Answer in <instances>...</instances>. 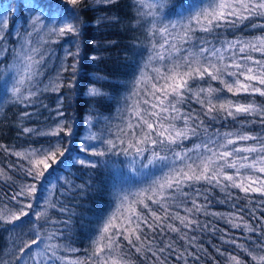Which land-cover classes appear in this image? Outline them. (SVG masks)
<instances>
[{"label":"snow or ice","instance_id":"6c2138e0","mask_svg":"<svg viewBox=\"0 0 264 264\" xmlns=\"http://www.w3.org/2000/svg\"><path fill=\"white\" fill-rule=\"evenodd\" d=\"M82 2L60 0L63 15L52 18L51 25L44 23L42 11L35 12L30 17L31 31L18 40V46L9 48L0 43V56L11 54V63L0 60V80L11 84L6 102L26 109L38 103L42 92L58 93L65 87L59 73L40 87L49 53L33 45L28 37L41 29H46L49 36L79 37L81 18L75 7L69 10L64 5L77 6ZM96 2L112 5L116 0ZM139 4L137 23L146 27L150 48L146 49L147 60L135 78L132 96L136 99L115 131H93V117L89 116L88 132L76 152L99 158L123 156L131 173L147 177L157 170L159 177L135 192L114 184V210L101 218L84 257L70 259L66 253L80 249L60 242L68 239L65 230L69 221L51 215L52 210H70L58 206L59 202L52 199V190L56 181L71 185L59 175L70 162L95 169L98 165L109 166V160L74 156V133L69 120H57L54 127L46 130L24 127V134L46 137L47 141L23 151H12L0 144V149L25 162L18 167L26 181L10 196L15 208L0 206V227L10 225L7 230L16 232L28 226L24 235L30 239L14 238L12 249L0 254V264H133L129 252L142 257L145 264H189V258L199 264L201 253L206 255L207 249L197 246V236L189 233L218 231L210 221L203 223L201 214L251 234L245 238L250 244L240 243L235 237L227 238L228 230H224L220 239L232 245L233 251H221L219 247L215 251L225 256L226 264H248L241 258L244 254L251 258V264H264V102L255 100L257 96L264 98V22H260L264 21V0H151L147 4L139 0ZM11 7L9 4L0 9V42L12 34L7 31V12ZM16 7L17 14L23 15L25 9L33 11L36 5L21 0ZM143 7L148 11H143ZM247 28L259 29L261 34L217 40L219 47L206 38L221 29ZM197 32L206 35L197 36ZM16 34L20 36L18 31ZM74 47L75 51L65 52L73 63H61V71L70 73L68 88L74 87L80 54L78 41ZM212 82H218L220 87H214ZM225 91L246 99L242 102L222 96ZM88 95L103 93L91 87ZM193 101L199 109L191 107ZM62 107L61 98L56 116L64 115ZM21 116L31 114L23 111ZM241 117V123L259 125L261 132H209L205 123L206 119L238 121ZM103 119L107 122L106 117ZM186 141H192V146L186 147ZM0 179L16 183L4 169H0ZM202 183L209 187H197ZM77 187L83 189L84 185ZM214 188L225 194L218 203L238 200L233 189L244 193L245 198L258 193L262 197L260 216L255 215V209H247L249 218L245 219L246 208L236 203L232 204L236 211H209ZM257 234L259 239H253ZM236 249L239 252L234 254ZM213 264H218L215 258Z\"/></svg>","mask_w":264,"mask_h":264},{"label":"trees","instance_id":"16d2710c","mask_svg":"<svg viewBox=\"0 0 264 264\" xmlns=\"http://www.w3.org/2000/svg\"><path fill=\"white\" fill-rule=\"evenodd\" d=\"M21 0H0V9L11 4V9L8 10L9 28L11 36L6 37L4 46L11 48L18 46V40L25 36V31L30 25V17L35 12L42 11L44 23H52V18H59L63 13L59 9L60 0H23L24 4L36 5L33 11L25 9L23 15L17 14V4ZM151 0H145V4ZM64 7L71 10L75 7L82 21V30L79 37H56L54 40L55 46L58 48L57 53L49 54L44 68V75L41 77L43 83L40 87L43 88L50 79H55L60 74L65 87L57 92H42L38 97V103L24 108L23 105L6 102L9 100L10 93L8 88L11 84L5 83V80H0V144L8 146L12 151H23L30 145L39 147L46 143L47 138L32 134H24L23 128L30 127L38 130H46L48 127L55 126L57 120H69L73 127V143L71 145L73 154L79 155L81 158L86 156V153H77L76 148L80 144L82 138L88 132V118L93 117L92 130L100 133L106 129L115 131L117 125L121 124L122 116L126 114L131 107L136 97L132 96L135 87V78L143 64L147 60L150 46L146 38V27L137 23L139 19L137 9L141 7L139 0H116L112 5L97 3L96 0H83L80 5L72 6L65 4ZM143 11H148L146 7ZM100 21L97 24V21ZM13 21L15 23L13 24ZM264 22V21H260ZM21 24L20 36L15 35L17 26ZM31 26L28 27V30ZM44 34L45 29H41L37 34ZM259 29L247 28L244 31L235 29L218 30L217 35L207 36L219 47L217 40H232L234 38H251L254 35H260ZM197 36H205L206 34L197 32ZM45 39L51 36L45 34ZM55 37V36H54ZM40 40V39H39ZM41 41V40H40ZM79 42L80 54L78 57L77 71L75 75L74 87L68 88L66 85L70 79L69 72L61 71V63H73L72 57H66V50L75 51V44ZM53 43V42H52ZM45 47V46H43ZM42 47V49H43ZM45 49V48H44ZM96 57V59H92ZM0 60H6L11 63V54L6 53L0 56ZM7 79V78H5ZM202 86L203 82H200ZM214 87H220L218 82H212ZM150 86V85H149ZM91 87L100 90L103 95L92 97L88 95ZM222 96L244 101L246 97L241 95L233 97L232 93L226 91ZM62 98L63 116H56L57 102ZM256 102H264V98L255 97ZM42 105H47L43 107ZM193 109H199V105L194 101L191 104ZM28 111L30 117H22L21 113ZM99 117V121H97ZM107 118V122L103 118ZM251 119V118H249ZM243 118L238 121H233L231 118L227 120L218 119L216 121L205 120L208 125L209 132H214L219 129L220 132L227 131H252L260 133L259 125L251 123H241ZM199 143V141H196ZM186 147L192 146V141L185 142ZM109 160V166L98 165L97 168H86L78 164L70 162L65 170L59 175L67 178L71 185H64L63 181H56V187L52 190V199L59 202L58 206H66L70 211L60 213L52 210L51 215L57 220L69 221L68 229L65 234L67 240H61V243L69 244L71 247L80 249L79 252H68L66 255L70 259L77 257L83 258L84 250L89 249L91 238L95 236V229L101 218L108 215L114 210L116 197L113 185H119L133 192L147 187L153 178L159 177L160 172L152 170V175L144 177L137 176L131 173L127 167V161L123 156L119 157H92V160ZM25 162L0 149V169H4L7 175L11 176V181L0 179V206L7 204L9 208H15L14 202L10 200L11 194L17 190L21 183L26 182L22 171L19 170V165ZM12 166V167H10ZM139 180V182H138ZM84 185L81 189L77 186ZM197 187H209L203 183ZM234 196L239 197L238 200H231L226 203H218L219 200L225 199V194L220 192L218 188H214L210 196L211 203L209 211L227 213L236 211L232 208V204L236 203L238 207L246 208L244 213L245 219H248L247 209H255V215L260 216L259 201L262 197L258 193L249 194L245 198V194L239 190H231ZM47 195V193H45ZM252 201V203H248ZM43 203V201H41ZM35 207V205H34ZM199 219L203 223L211 222V226L218 229L216 232L203 231L191 232L189 235H196V245H202L207 249V254L201 253L199 264H213V258L218 264H226L225 256L215 251L219 247L221 251L225 249L233 251V246L224 243L220 239L224 235V230H228V237H235L240 243H251L246 241L249 233L243 232L242 229H232L230 225L223 220L212 216H204L201 214ZM255 223V221H253ZM51 227V226H49ZM57 227L63 228L64 225ZM10 225L0 227V254L12 249L14 238L25 236L28 231V226L23 229H17L16 232H11ZM175 237V234H172ZM253 239H259L258 234ZM90 250V249H89ZM195 251V248L193 249ZM236 249L234 254L238 253ZM128 258L133 264H145L142 257L134 252H129ZM241 258L251 264V258L246 254L241 255ZM180 264V262H174ZM189 264H194L189 258Z\"/></svg>","mask_w":264,"mask_h":264},{"label":"rangeland","instance_id":"374dc122","mask_svg":"<svg viewBox=\"0 0 264 264\" xmlns=\"http://www.w3.org/2000/svg\"><path fill=\"white\" fill-rule=\"evenodd\" d=\"M58 18V17H57ZM29 22H30V20H29ZM47 25H51V23H48ZM30 26V25H29ZM28 26V27H29ZM28 27H27V29H26V31H31V27L29 28V30H28ZM20 30H21V24H19L18 26H17V29H16V31H15V35L17 36V31L18 32H20ZM26 31H25V33H26ZM36 32H38V31H36ZM36 32H33V34H32V36L31 37H28V39H31V41H32V44L33 45H35V46H39V47H43V46H45V47H43V49L45 48V49H47V51H48V53L49 54H53V53H57L58 52V48L55 46V42H53L52 43V41H58V40H54L56 37H54V36H51L50 38H46L45 39V34L47 33V30L45 29V31H44V34L43 33H41L42 31H40V33L39 34H37ZM41 41H40V40ZM44 41H48V43H44ZM84 158H87V159H92V157H90V156H87V154H86V156L84 157ZM138 182H139V180H138Z\"/></svg>","mask_w":264,"mask_h":264}]
</instances>
